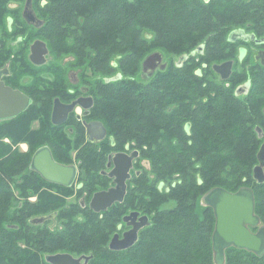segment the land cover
<instances>
[{"label":"trees","instance_id":"1","mask_svg":"<svg viewBox=\"0 0 264 264\" xmlns=\"http://www.w3.org/2000/svg\"><path fill=\"white\" fill-rule=\"evenodd\" d=\"M37 1L44 20L39 35L51 52L59 58L71 54L80 64L88 61L99 73L89 111L103 121L109 137L101 148L88 142L78 151L87 196L103 185L100 170L112 150L127 144L149 166L137 161L123 200L97 212L81 206L83 189L68 201L72 186L49 182L31 167L32 155L46 143L59 161H73V141L57 126L51 129L50 120L45 123L38 113L43 104L0 121V264H53L46 255L60 251L91 255L87 264H214L216 216L211 205L202 214L196 209L197 198L214 187H251L255 212L264 224V182L253 176L264 139L257 129L264 132L261 98L255 91L247 99L235 93L238 72L230 86L198 75L199 62L192 54L204 45L201 58L211 70V63L223 57L218 53L232 46L230 30L243 27L249 17L248 29L258 31L264 0ZM6 3L0 0V25ZM154 51L172 57L142 80L137 75ZM183 54L187 57L181 61ZM116 66V74L103 77ZM47 80L39 76L41 86ZM34 118L43 120V128H32ZM83 140L79 124L75 144ZM20 141L28 143L27 151L17 146ZM96 181L102 184L95 186ZM15 190L24 199L13 207ZM33 194L36 200L29 199ZM170 200L174 204L163 207ZM132 210L147 214L149 223L132 246L110 248L118 224ZM50 214L62 220L60 226L31 221ZM225 257V264H264V252L245 248H229Z\"/></svg>","mask_w":264,"mask_h":264},{"label":"flooded vegetation","instance_id":"2","mask_svg":"<svg viewBox=\"0 0 264 264\" xmlns=\"http://www.w3.org/2000/svg\"><path fill=\"white\" fill-rule=\"evenodd\" d=\"M46 1L47 0H40V4L43 5L44 3H46ZM28 2L29 5L32 7L36 16L39 19H41V23L36 24L33 22H29L26 19L25 8ZM6 7L7 9L3 16V24L0 25V81L2 83V86L8 87L13 91L21 92L23 95L29 97L30 99L29 104L19 114L27 111V109H29L31 105H34L37 102L38 105L43 104L42 105L43 109L39 110L38 113L44 114L43 119L45 120V123H48L49 120L53 123V126L50 127L51 129L53 128L55 129L57 126L58 128H60L58 131L67 132L65 127H68L69 132L71 133L75 132L76 134H78V125L80 124L84 129L83 144H87L88 142L99 143L106 140L108 136V131L103 139H97V138L90 139L88 138L87 135V124L90 121L98 119L91 117V113L89 111L91 106L90 107L85 106L86 104L89 103L90 105L93 104V94L91 87H93L94 84L92 77H89L91 83L88 82V76L85 75L83 76L80 75L79 77L77 75H74L73 79H70L69 82L66 81L64 77H61L60 79L54 77L53 78L54 80H50L49 82L43 84L42 86L40 85L39 67L48 61L50 49H49V45L47 44L48 52L46 54L45 62L39 64L31 60L30 54H31L32 43L37 39H42L47 43V41L39 35V29L40 26L44 23V20L42 19V16L39 11L38 1L37 0H7ZM240 28H243L245 33H254L256 37L252 38L251 36L240 34L235 36V38L231 40L229 39V34H228V40L229 42H231L232 46L231 47L226 46L227 49L222 50L218 53V56H223V57L211 63V68H212L211 70H209L210 64L207 62V60L201 58V54L204 53L205 46L199 45L192 52L193 55H196V58L199 62L198 65H196L195 71L200 76L204 75L205 73L208 74V77L210 79H213L214 81L217 82H226L227 85L230 86L232 82L233 83L235 82L233 77L231 76L237 70L236 65L237 66L239 65L240 71L238 73L240 74L239 75L240 81L237 85L238 88L237 87L235 88V93L243 97L244 99H247L251 91H255L256 95L259 98H261L259 104L261 106V110L264 111V27L259 28L257 32L248 29V27H244V26ZM251 53L253 55L252 58L250 56ZM25 61H27L26 64ZM227 61H232V67L229 76L225 78L222 76L220 72H218L214 68V64H221ZM215 74L218 77H216ZM49 89L50 91H48ZM0 95L4 96L1 90H0ZM56 99H59V101L62 103L60 105L61 108L66 104H72L75 102L74 105L71 107V109L68 111L66 118L60 122L59 121L57 122L53 119V111H54ZM2 120L5 119H1L0 121ZM42 121L43 120H41L40 118H34L31 125L32 128H37V129L43 128ZM53 136H56V134ZM4 139L9 141L8 137H5ZM22 144H27L29 148V145L26 141H20L17 144V146L19 148H22L21 147ZM43 146H49L53 154V157L57 161H59L55 157L53 153V149L49 143H46ZM118 151L131 153L133 149L128 148L117 151L112 150L109 152L106 165L103 169L100 170L101 174L106 178L108 177L109 179L107 180L104 177L103 185L95 189L92 192L89 199L87 196L89 192L88 191L89 183L83 179H80L81 161L77 160L69 163L59 161L65 164H73L76 166L77 172L74 181L70 186L74 187V185H77V187L75 186L76 188L74 187L76 192H79L80 189H83V196L79 199V202L82 207L90 206L91 198L96 191L101 189H107L116 185L117 176L115 174L114 175L110 174L111 169L113 168V164L109 165V163L113 161L112 160L113 155L115 154V152ZM138 155L134 158L133 165L129 170V176L126 179V192L129 191V187L132 182L133 175L136 172L135 164ZM141 164H145V163L142 161ZM39 174L41 175V173ZM55 184L60 186L61 185L65 186L59 183H55ZM96 185L98 184L95 183V186ZM45 221H47V224L53 228L58 226V220L55 219L54 214H50V217ZM123 223L127 227L122 229V231H120L119 229L122 228ZM260 225L251 226L250 228L252 231H257ZM129 228H131V225H127V223L123 220L122 223H119L118 230L116 232H119L120 235L122 236L123 232ZM232 247H236V246L230 245L226 247L225 253L227 249ZM60 252H65V251H60ZM81 255H87V254H81ZM75 256H80V255H75ZM225 263H226V257L223 264Z\"/></svg>","mask_w":264,"mask_h":264},{"label":"water","instance_id":"3","mask_svg":"<svg viewBox=\"0 0 264 264\" xmlns=\"http://www.w3.org/2000/svg\"><path fill=\"white\" fill-rule=\"evenodd\" d=\"M25 17L29 22L41 23V19L36 16L29 2L25 8ZM240 34L252 38L256 37L254 33H245L243 28L238 27L229 32V39L233 40L235 36ZM47 52V43L42 39H37L31 45L30 58L41 64L46 61ZM185 57L186 55L183 54L180 59L183 60ZM162 58L163 53L161 51H154L144 59L143 67L150 66L155 69L160 66L163 69L166 67V63H161ZM231 67L232 61L214 64V68L225 78L229 76ZM118 77L119 75L115 76V78ZM0 90L4 94V96L0 95V120L16 116L30 102L29 97L21 92L2 86L1 81ZM74 103L66 104L61 108L62 103L59 99H56L53 119L57 122L63 121ZM85 106L90 107L91 105L89 103ZM257 129L259 136L264 137L262 128L257 127ZM106 134L107 128L102 120H93L87 124L88 138L103 139ZM137 155L138 151H132L131 153L115 152L112 158L113 161L110 160L109 165L113 164L110 174L117 176V183L110 188L96 191L90 201L91 208L99 212L108 209L114 202L123 200L126 192V179ZM257 157L258 163L254 166L253 176L258 182H264V139L259 147ZM31 167L41 173L45 179L65 186L72 184L77 172L75 165L57 161L53 157L49 146H42L34 152ZM202 200L205 204L214 208L216 216L213 231L214 260L216 264H223L225 248L230 245L246 248L257 254L264 252V224L261 223L259 215L255 212V197L251 187L241 186L234 191L223 187H214L203 195ZM49 217L50 215H40L32 218L31 221L39 223ZM123 220L127 225H131V228L125 230L122 236L119 232H115L109 242L110 248L124 249L132 246L138 239L140 229L149 223V216L141 214L138 210H132L123 216ZM257 225H260L258 230L252 231L250 227ZM90 257L91 255L75 256L69 252H56L46 255V259L53 264H87Z\"/></svg>","mask_w":264,"mask_h":264},{"label":"rangeland","instance_id":"4","mask_svg":"<svg viewBox=\"0 0 264 264\" xmlns=\"http://www.w3.org/2000/svg\"><path fill=\"white\" fill-rule=\"evenodd\" d=\"M249 19H251V18L248 17V18H246L245 21L242 22L243 26L247 27V25L249 23L247 20H249ZM256 22H257V28L258 29L264 27V16L261 17V18H259V19H257ZM49 49H50V47H49ZM250 56H251V58L253 57L252 53L250 54ZM171 57H172L171 55H163V58L161 60V63H163V62H165V63L169 62L170 61L169 59ZM178 58H179L178 55L177 56H174L173 59H172V61L176 62L178 60ZM159 68H160L159 66H157V68H155V69H152L150 66L147 67V68H144L143 67V64H142V67H141V69H140L137 77H139L142 80L148 79ZM236 68H237L236 72H239L240 71L239 65L238 66L236 65ZM116 70H119V67L118 66H116L112 70H108L106 72H103L102 75H103V77H105L106 75L112 76V75L116 74ZM39 74H40V76L46 77L48 79L47 81H44V82H49L50 80H54L53 79L54 77H57L58 79H60L61 77H64L66 79V81L69 82L70 79H73L74 75H77L78 77L80 75L81 76L85 75V76H88V78L89 77H92L93 79H95L99 75V73H98V71L96 69L93 70V69H91L89 67V62L88 61H86V64H82V63L80 64V63H78L76 61L75 57L73 55H71V54H66L63 57H60L59 58V57H56L54 55V53L51 52V49L49 51V59H48V61L45 64H42L39 67ZM215 76L218 77L216 74H215ZM78 108H80V107H78ZM65 128L67 130V132H65L66 135H67V138H69V139H71L73 141V146L71 148V155H72L73 161H77L79 159V157L77 156L78 151L81 150L84 147L83 146V142H80L78 145L75 144V140H76L77 134L75 132L74 133L69 132L68 127H65ZM108 137L109 136H107L106 140L108 139ZM96 145L99 148H101L103 144H102V142H99ZM21 147L25 151L28 150L27 144H22ZM128 148L129 149H132L131 146L129 147V145L126 144L125 145V148H123V150L124 149H128ZM137 161L140 162L139 163L140 165H142L141 163L143 161L146 164V165L143 164L144 167L145 166L146 167L149 166L148 160L145 159L144 157L142 158V156L139 157L138 160H136V162ZM84 172H85V170H84ZM81 173L82 172L80 170V175H81ZM80 179H81V177H80ZM96 183L98 185H101L102 184L100 181H96ZM75 186L77 187V185H74V187ZM74 187H73V189L71 191V194L70 195H66V197H65L66 200L73 201V200H75V198H77L78 192L75 191V188L76 187L75 188ZM16 189H17V187H16ZM53 190H55V189H53ZM15 191L17 193V199L13 202V207L16 205V203H20L19 200H23L24 199L22 196L19 195V191L18 192H17V190H15ZM59 193H61V192H59ZM90 196L88 197V199L90 198ZM202 197H203V195H200L197 198V200H196V209L198 210V212L200 214L203 213L204 207L207 206V204H205L203 202ZM29 199L30 200H36L37 199V195L36 194L30 195V198ZM174 202H175L174 200H170V201L164 203L163 204V207H168L170 204H174ZM61 221H62L61 219H58V226H60ZM126 227L127 226L123 223L122 228H120L119 230L122 231V229H124ZM116 229L118 230V226H117ZM213 253H214V251H213ZM226 263H227V260H226ZM214 264H216V263L214 262Z\"/></svg>","mask_w":264,"mask_h":264}]
</instances>
